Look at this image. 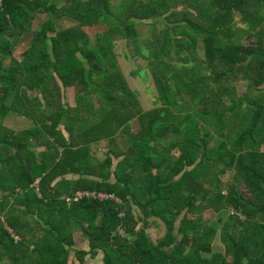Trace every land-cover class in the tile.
<instances>
[{
  "label": "trees",
  "instance_id": "16d2710c",
  "mask_svg": "<svg viewBox=\"0 0 264 264\" xmlns=\"http://www.w3.org/2000/svg\"><path fill=\"white\" fill-rule=\"evenodd\" d=\"M236 15L246 28L235 27ZM58 20L74 25L57 29ZM146 21L164 28L141 44ZM96 25L111 33L91 42L82 28ZM112 35L148 51L162 107L143 110L118 68ZM28 36L18 61L14 50ZM239 79L248 94L236 98ZM68 88L74 106L62 102ZM19 112L32 125L16 131L5 121ZM126 133L132 153L94 159L92 144L119 143ZM214 136L221 139L212 145ZM263 146L264 0L0 4V264H75L73 253L78 264L98 256L101 264H264ZM85 192L122 204L63 200ZM208 211L231 213L211 224ZM151 218L165 225L157 242L147 231ZM218 234L225 253L213 250Z\"/></svg>",
  "mask_w": 264,
  "mask_h": 264
},
{
  "label": "rangeland",
  "instance_id": "374dc122",
  "mask_svg": "<svg viewBox=\"0 0 264 264\" xmlns=\"http://www.w3.org/2000/svg\"><path fill=\"white\" fill-rule=\"evenodd\" d=\"M120 0H115V3H118ZM63 4L62 1L58 2V6L60 7ZM41 17V15L39 16ZM46 19L47 16H42V19ZM42 22V20H41ZM40 21L36 23L35 28H39ZM74 25V22L69 21L63 23L61 20H58L57 29H66L68 27H71ZM235 27L237 28H246V25L243 24L241 18L239 15H236L235 17ZM164 28V25L161 22H157L156 25L151 24L150 21H146L144 24H139L138 29L140 30V43L143 44L146 39H152L153 37L159 36L161 30ZM84 32L90 37L91 42H95V36L97 34H105V33H111L108 30L107 26H93V27H83L82 28ZM114 39V48L113 53L116 58L118 68L120 72H122L123 77L126 79V81L129 84V88L133 91H136L138 93V99L139 103L141 104L143 110L149 111L153 108H160L162 107L161 102L155 101L157 96L156 87L154 85L153 79L151 77V69L148 65V51L145 49L139 50L136 48V46L132 43V40H122L119 39L117 35H112ZM31 36H28L27 38H23L19 43L18 46L14 50V58H16L18 61L22 60V53L26 50V48L29 47L30 42L29 39ZM252 41L251 38H249L247 35H245L244 43L249 44ZM199 61L202 63L205 61V55H204V49L202 45L199 48ZM11 63V59L6 60L5 65L8 67ZM177 63V62H176ZM194 64H196L194 62ZM188 66H191V64H188ZM146 70L147 75L146 78L148 79V85L144 84V81L141 77V72ZM139 73V74H138ZM233 87V95L238 98L241 95L248 94L247 84L243 82L241 79L235 81L232 84ZM148 89H152V94L148 92ZM30 96L36 95V92L30 91ZM253 93V92H252ZM76 91L75 88H68L65 90H62V102L67 103L71 106H74L76 104L75 98H76ZM228 102V101H227ZM5 125L15 129L16 131L24 130L29 128L32 125V121L29 119L28 116H26V113L19 112L16 114H11L5 121ZM133 129H137V131L140 129V124L138 119H135L132 122ZM127 134V133H126ZM131 134H121L119 143H112L108 142L107 140H104L100 143H94L91 145V153L94 155V159L96 161L102 162L106 158L111 157L112 153L115 151H124L126 152L127 148L129 150V153H132L133 145L134 143H131ZM221 138L218 136H214V140L212 142V145L219 142ZM110 148V150H109ZM127 150V152H128ZM160 150V146H159ZM262 151L264 152V146L262 147ZM107 152H111L110 154H107ZM115 165V162H114ZM222 180V189L226 191V188L230 181L232 180V173L227 172L221 177ZM225 194V193H224ZM41 195V193H40ZM38 196V195H37ZM137 212H139L137 210ZM231 213L230 211L224 212L222 215V218H219V215L212 211H208L204 214L206 220H208L209 223H214L216 221H220L223 223L225 221L228 214ZM149 225L147 227L148 233L151 235V238L154 242H157L163 235L165 234V225L164 223L156 218H151L148 220ZM80 232H78L77 242L76 245L78 248L84 249L85 245L79 241ZM213 250L215 253L221 252L225 253V247L223 243L221 242L219 238V234L216 237L214 241ZM99 258H96L95 260H91L90 258H86L84 261V264H101L102 259L101 256H98ZM228 260L231 261V258L228 257ZM70 261H74L75 264H78V261L74 257V253L72 254ZM3 264H11L9 260H5Z\"/></svg>",
  "mask_w": 264,
  "mask_h": 264
},
{
  "label": "built area",
  "instance_id": "2783aa9c",
  "mask_svg": "<svg viewBox=\"0 0 264 264\" xmlns=\"http://www.w3.org/2000/svg\"><path fill=\"white\" fill-rule=\"evenodd\" d=\"M1 5L3 4V0H0ZM39 183L40 180H36V182L33 185V188L35 189V192L37 193L38 197L41 198L40 190H39ZM83 198L85 199H93L100 202L113 200L116 201L118 204H122V201L114 196H110L103 193H95V192H85V193H78L74 196H65L63 197V200L65 201L67 206H71L72 204L78 203ZM18 239V237H17Z\"/></svg>",
  "mask_w": 264,
  "mask_h": 264
},
{
  "label": "water",
  "instance_id": "95a60500",
  "mask_svg": "<svg viewBox=\"0 0 264 264\" xmlns=\"http://www.w3.org/2000/svg\"><path fill=\"white\" fill-rule=\"evenodd\" d=\"M52 68H53V65H52ZM146 75H147V71L146 70L141 71V77H142V79L144 81V84L148 85V79L146 78ZM148 92L150 94H152L153 91H152V89H148Z\"/></svg>",
  "mask_w": 264,
  "mask_h": 264
},
{
  "label": "crops",
  "instance_id": "0c3cea01",
  "mask_svg": "<svg viewBox=\"0 0 264 264\" xmlns=\"http://www.w3.org/2000/svg\"><path fill=\"white\" fill-rule=\"evenodd\" d=\"M1 4V3H0Z\"/></svg>",
  "mask_w": 264,
  "mask_h": 264
},
{
  "label": "flooded vegetation",
  "instance_id": "af4514ba",
  "mask_svg": "<svg viewBox=\"0 0 264 264\" xmlns=\"http://www.w3.org/2000/svg\"><path fill=\"white\" fill-rule=\"evenodd\" d=\"M141 72V71H140Z\"/></svg>",
  "mask_w": 264,
  "mask_h": 264
}]
</instances>
